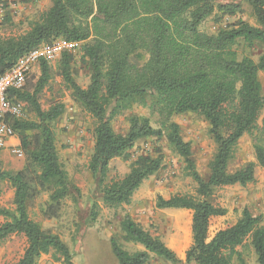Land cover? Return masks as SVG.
<instances>
[{
    "label": "trees",
    "instance_id": "trees-1",
    "mask_svg": "<svg viewBox=\"0 0 264 264\" xmlns=\"http://www.w3.org/2000/svg\"><path fill=\"white\" fill-rule=\"evenodd\" d=\"M51 7L18 36L0 37V75L19 59L42 45L59 40L82 43L81 53L91 71L90 84L81 87L72 72L74 53L65 51L59 75L74 99L95 121L94 149L89 162L99 176L100 202L116 209L132 202L142 184L163 165L160 157L139 156L122 178L108 181L115 159L127 156L137 142L150 137L164 138L185 163L184 172L197 184L196 195L159 196L158 209H183L193 213L192 245L186 264H233L238 248L250 242L256 264H264V221L244 209L237 222L210 236L211 220L226 214L210 198L214 189L246 186L255 181L257 166L264 168V94L259 75L264 73V0H247L256 25L241 19L216 34L202 32L203 22L217 11L234 17L238 5H216L215 0H51ZM7 12V11H6ZM9 16V15H8ZM7 16L6 20H12ZM259 46L257 60L240 58L237 45ZM144 53L147 61L138 66L132 56ZM41 76L34 89L13 90L11 97L29 106L36 120L11 118L26 153L27 162L18 171L2 170L0 181L14 189V210L0 203V244L13 235H23L27 247L15 264H39L51 254L62 264H73V255L60 235L34 221L29 204L48 194L44 215L57 218L63 201L72 190L68 173L58 156L54 123L65 107L56 102L43 109L39 94L52 80L47 60H41ZM151 98V101L147 100ZM140 103L158 116L159 129L148 117L131 116L126 134L117 133L113 121ZM197 114L209 124L217 151L204 179L193 159L190 142L184 140L174 118ZM251 136L255 160L230 172L239 141ZM98 205L93 207L94 215ZM121 229L126 242L139 244L142 251L129 252L114 239L118 264H150L152 255L180 264L176 253L151 236L127 215Z\"/></svg>",
    "mask_w": 264,
    "mask_h": 264
},
{
    "label": "rangeland",
    "instance_id": "rangeland-1",
    "mask_svg": "<svg viewBox=\"0 0 264 264\" xmlns=\"http://www.w3.org/2000/svg\"><path fill=\"white\" fill-rule=\"evenodd\" d=\"M216 5H238L240 12L230 17L216 12L202 23L200 30L208 34H216L229 24L241 19L256 25L255 18L247 0H215ZM51 0H0V9L4 13L0 24L4 32L0 37L18 36L29 30L30 23L37 19L40 13L51 7ZM11 12L7 13L6 9ZM9 15V16H8ZM13 15V17L11 16ZM7 16L12 19L6 20ZM4 18V19H3ZM82 43L73 52L72 72L76 82L83 88L90 84L91 71L87 60L81 53ZM240 58L249 56L255 60L262 54L259 46L252 48L244 44L236 46ZM65 52V51H64ZM61 54L49 61L52 70V80L39 94V102L43 109H49L56 102H61L65 111L54 123L56 147L60 163L68 173L73 190L70 196L63 201L60 214L57 218H48L44 211L48 205V194H43L29 204L31 218L43 229L61 236L68 245L73 264H118L113 253L112 241L115 239L123 249L129 252L142 251L139 244L126 242L121 229L123 219L129 215L141 225L151 236L161 240L173 250L186 264V252L192 245V218L190 210L158 209L157 199L162 196L169 199L171 196L196 195L197 184L184 172L185 163L164 138L150 137L136 143L124 158L115 159L109 172L108 181L122 178L129 171L130 165L139 156L150 155L163 159L162 168L149 179L134 194L132 202L116 209H109L100 202L99 176H95L89 169V162L94 149L93 129L95 121L89 113L74 99L73 92L68 90L59 75ZM148 59L144 53L132 56V61L142 66ZM41 76L38 64L29 75L26 86L33 90ZM264 94V73L259 75ZM151 101L150 97H147ZM131 116L150 118L152 125L159 129L158 116L152 115L149 109L140 103L134 105L132 111L126 112L113 121L112 125L117 133L126 134L129 128L128 120ZM264 109L259 119L261 124ZM23 119L36 120L29 106L25 104ZM180 125L181 134L185 141L190 142L193 150V159L197 169L204 179H208L209 164L214 158L217 147L209 124L197 114H184L174 118ZM27 156L24 159L16 158L10 151L0 150V168L2 170L18 171L25 167ZM250 162H256L251 136L243 137L235 151V157L230 162L229 171L235 172ZM14 189L8 182L0 181V203L14 210ZM210 201L226 209V214L211 220L210 236L213 237L219 230L234 225L241 217L244 209L252 215L263 218L264 221V168L257 166L255 181L246 186L234 185L216 188ZM98 205L96 215L93 207ZM4 219L0 217V224ZM27 247V240L23 235H13L0 244V264H15L23 256ZM239 256L233 264H256V255L250 242L238 248ZM39 264H62L49 255L42 256ZM150 264H173L155 255L151 256Z\"/></svg>",
    "mask_w": 264,
    "mask_h": 264
},
{
    "label": "built area",
    "instance_id": "built-area-1",
    "mask_svg": "<svg viewBox=\"0 0 264 264\" xmlns=\"http://www.w3.org/2000/svg\"><path fill=\"white\" fill-rule=\"evenodd\" d=\"M79 43H66L59 40L51 45H42L19 59L17 64L0 75V150L8 149L16 158L24 159L21 140L9 123L11 118L24 117L25 103L11 97L13 90H22L29 75L41 60L50 61L64 51L75 50Z\"/></svg>",
    "mask_w": 264,
    "mask_h": 264
},
{
    "label": "crops",
    "instance_id": "crops-1",
    "mask_svg": "<svg viewBox=\"0 0 264 264\" xmlns=\"http://www.w3.org/2000/svg\"><path fill=\"white\" fill-rule=\"evenodd\" d=\"M6 11H8L7 13H10L11 12V10H10V8H7L6 9ZM4 16V13L2 12V10L0 9V22H1V18ZM12 17H13V15H11ZM4 19V18H3ZM4 32V30H3V26H2V24H0V34H2ZM5 151H9L8 149H4ZM3 150V151H4Z\"/></svg>",
    "mask_w": 264,
    "mask_h": 264
}]
</instances>
